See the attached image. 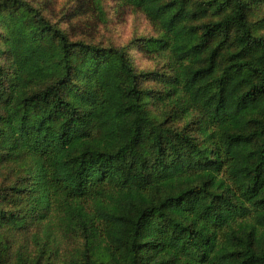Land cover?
Masks as SVG:
<instances>
[{
    "label": "trees",
    "instance_id": "obj_1",
    "mask_svg": "<svg viewBox=\"0 0 264 264\" xmlns=\"http://www.w3.org/2000/svg\"><path fill=\"white\" fill-rule=\"evenodd\" d=\"M169 59L139 88L124 48L72 42L29 0H0V264L27 229L88 247L68 264H264V18L255 0H118ZM159 97L177 129L152 117ZM16 233L20 238H16ZM38 237H33L36 240ZM14 243H17L15 246Z\"/></svg>",
    "mask_w": 264,
    "mask_h": 264
},
{
    "label": "rangeland",
    "instance_id": "obj_2",
    "mask_svg": "<svg viewBox=\"0 0 264 264\" xmlns=\"http://www.w3.org/2000/svg\"><path fill=\"white\" fill-rule=\"evenodd\" d=\"M54 25L66 33L70 41H81L93 45L124 48L137 74H149L139 78V88L145 91L163 92L162 76L170 75L166 52L149 41L157 40L159 33L142 11L125 5L118 0H29ZM251 20L264 18V0L252 4ZM3 29L0 24V42ZM1 60V56H0ZM159 98V97H158ZM157 97L146 99L150 115L165 120L169 126L182 129L193 120L171 117V107H165ZM6 172H0V189L11 185ZM12 203L3 202L0 208L11 210ZM29 240L23 241L28 250L25 254L41 264H68L87 250L81 235L62 242L55 233L41 229H27ZM16 238H20L18 233ZM37 235V239L33 237ZM17 246V243H14Z\"/></svg>",
    "mask_w": 264,
    "mask_h": 264
}]
</instances>
